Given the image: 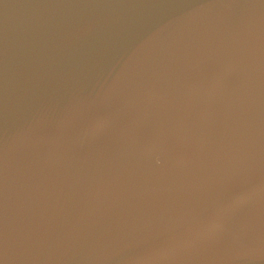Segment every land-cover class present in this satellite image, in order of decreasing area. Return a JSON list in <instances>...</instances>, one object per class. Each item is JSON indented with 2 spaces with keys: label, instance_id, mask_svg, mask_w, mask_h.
<instances>
[{
  "label": "water",
  "instance_id": "water-1",
  "mask_svg": "<svg viewBox=\"0 0 264 264\" xmlns=\"http://www.w3.org/2000/svg\"><path fill=\"white\" fill-rule=\"evenodd\" d=\"M0 264H264V0H0Z\"/></svg>",
  "mask_w": 264,
  "mask_h": 264
}]
</instances>
